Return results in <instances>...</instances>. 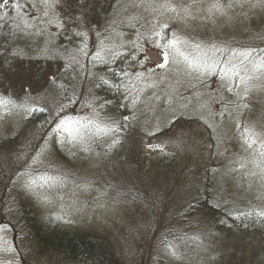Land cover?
<instances>
[{
    "label": "rangeland",
    "instance_id": "1",
    "mask_svg": "<svg viewBox=\"0 0 264 264\" xmlns=\"http://www.w3.org/2000/svg\"><path fill=\"white\" fill-rule=\"evenodd\" d=\"M256 48L264 0H0V264H264Z\"/></svg>",
    "mask_w": 264,
    "mask_h": 264
},
{
    "label": "trees",
    "instance_id": "2",
    "mask_svg": "<svg viewBox=\"0 0 264 264\" xmlns=\"http://www.w3.org/2000/svg\"><path fill=\"white\" fill-rule=\"evenodd\" d=\"M163 39V38H162ZM264 51L262 48H256L254 50L249 51L250 60H254L260 62L262 61ZM261 60H260V59ZM116 62H112L111 68L115 69V66H117ZM120 67H122V63H119ZM110 68V69H111ZM111 71V70H110ZM114 72L112 71L107 72L106 74L109 75V77L114 78ZM258 77L262 80H264V72H259ZM125 95H127V91H123ZM111 93H115L111 92ZM113 98V95H110ZM118 96V95H117ZM116 96V97H117ZM239 220V219H237ZM237 222V221H236ZM239 222V221H238ZM247 223H255L257 226V230L264 236V216L258 215L255 217L253 214L248 217ZM42 228L39 226V224H36L35 228V236H37V240L39 244H45L49 246L50 248L63 253L64 255H67L71 258L77 259L80 257L90 258L94 262H99L100 259L98 256L101 247L102 242L95 239L90 234H56L53 232V229H45L44 233H42Z\"/></svg>",
    "mask_w": 264,
    "mask_h": 264
}]
</instances>
